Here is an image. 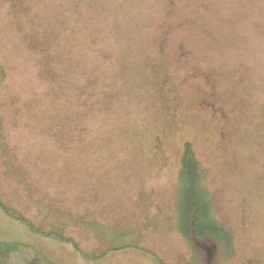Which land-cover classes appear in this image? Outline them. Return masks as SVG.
I'll list each match as a JSON object with an SVG mask.
<instances>
[{"label": "rangeland", "instance_id": "rangeland-1", "mask_svg": "<svg viewBox=\"0 0 264 264\" xmlns=\"http://www.w3.org/2000/svg\"><path fill=\"white\" fill-rule=\"evenodd\" d=\"M186 141L231 257L174 228ZM0 202L54 264H264V0H0Z\"/></svg>", "mask_w": 264, "mask_h": 264}, {"label": "trees", "instance_id": "trees-1", "mask_svg": "<svg viewBox=\"0 0 264 264\" xmlns=\"http://www.w3.org/2000/svg\"><path fill=\"white\" fill-rule=\"evenodd\" d=\"M182 48L179 52L183 54L185 49ZM206 178L207 170L201 166L193 145L186 141L182 147L176 180L174 228L190 245L201 246L208 241H215L227 250L231 257L234 254V233L216 216L211 192L205 184ZM0 209L39 231L23 215L1 202ZM58 237L76 244L67 235L60 234ZM0 264L54 263L46 256H42L38 250L28 249L27 244L25 245L22 241L0 240Z\"/></svg>", "mask_w": 264, "mask_h": 264}, {"label": "flooded vegetation", "instance_id": "flooded-vegetation-1", "mask_svg": "<svg viewBox=\"0 0 264 264\" xmlns=\"http://www.w3.org/2000/svg\"><path fill=\"white\" fill-rule=\"evenodd\" d=\"M180 49H183V48L180 47L179 50H180ZM187 54H188L187 50L183 51V54H182L181 52H179V56H181V57H183V56L185 57V56H187ZM208 101H209V99L204 98L203 100L199 101L198 104H200V106H204L203 104H206ZM217 102H218V99H217L216 97L210 99V105L212 106V108H213L214 110H216L215 108H216ZM206 105H207V104H206ZM205 107H206V106H205ZM220 110H221V108H220ZM220 110H219V111H220ZM155 138H156V140H157V144H158V142H159V138H157V136H156ZM156 147H157V149H158L159 146H156Z\"/></svg>", "mask_w": 264, "mask_h": 264}]
</instances>
